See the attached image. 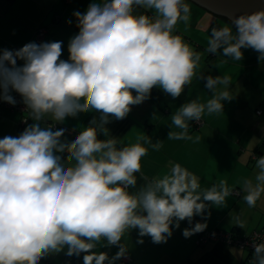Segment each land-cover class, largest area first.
<instances>
[{
  "label": "clouds",
  "instance_id": "1",
  "mask_svg": "<svg viewBox=\"0 0 264 264\" xmlns=\"http://www.w3.org/2000/svg\"><path fill=\"white\" fill-rule=\"evenodd\" d=\"M72 15L78 32L68 41L67 60L61 59L63 41L0 48V101L15 106L18 94L33 121L18 136L0 138V264H39L65 248L68 256L83 253V264H116L128 251L125 234L137 230L138 243L145 236L167 243L187 220L182 235L190 238L207 228L210 207L224 205L230 195L224 181L201 189L179 165L130 191L146 145L158 150L161 141L141 134L123 144L106 127L112 118H126L154 87L175 99L191 85L202 54L175 31L178 22L190 20L186 0H92ZM249 48L264 61V8L213 27L206 51L241 61ZM200 79L211 98L181 105L171 115L181 131L171 130L168 139H191L189 121L223 113L224 102L233 99L230 76ZM93 111L99 115L71 141L66 128H55ZM49 119L52 126H46ZM256 167L257 183L245 184L249 207L264 193V156ZM196 216L204 222L193 224ZM98 245L119 250L109 257L95 251ZM253 250V264H264V244Z\"/></svg>",
  "mask_w": 264,
  "mask_h": 264
},
{
  "label": "crops",
  "instance_id": "2",
  "mask_svg": "<svg viewBox=\"0 0 264 264\" xmlns=\"http://www.w3.org/2000/svg\"><path fill=\"white\" fill-rule=\"evenodd\" d=\"M91 2L0 0V48L19 49L33 41H63L61 59L67 60L68 41L78 32L72 13L77 10L83 12ZM68 20H72V23H67ZM39 26L47 27L40 42L33 37ZM181 36L202 54L200 67L191 85L186 86L180 97L175 99L159 87H154L150 97L139 105H133L126 118H112L106 125L110 135L119 138L123 144L137 142L141 134L151 137L152 143L161 141L158 150L146 145L148 152L141 160V171L135 174L136 188L130 191L138 190L153 179L170 175L172 169L179 165L198 178L201 189L218 185L221 181L229 189L230 195L225 198L224 205L210 207L211 217L207 220L206 229L221 228L236 234L264 229V193L255 207H249L243 198L246 195V182L251 181L253 185L257 183L259 169L256 162L260 156H264L261 153L264 149V61H260L259 54L254 52L244 53L241 61L225 58L219 53L211 55L206 51L208 46L198 37ZM209 74L231 77L229 91L233 99L224 102L223 113L209 115L205 112L200 126L194 128V121H189L188 135L191 139H168L171 130L181 131L172 125L171 120V115L181 105L190 100L206 103L211 98V91L205 87L206 81L200 79ZM218 90H223V86H218ZM258 109L260 112H257ZM94 115L99 114L93 111L80 113L76 118H66L61 124L69 129L65 133L66 139L73 140ZM20 122L19 112L0 106V138L18 136L33 121ZM52 123L54 121L49 119L46 126H52ZM197 137L200 139L197 140ZM100 138L103 139V136ZM235 189L238 191L236 195ZM196 217L199 222H204L200 216ZM186 227H189L187 220L182 221L180 228L173 230L167 243L162 244L153 243L148 236L142 238V244L138 243V232L132 230L124 237L127 254L116 264H245V250L220 240L196 245L198 233L185 238L182 231ZM118 250L115 246L100 245L95 249L97 252H106L109 257ZM66 252L67 248L58 254H50L42 258L39 264H83V253L80 256H68Z\"/></svg>",
  "mask_w": 264,
  "mask_h": 264
},
{
  "label": "built area",
  "instance_id": "3",
  "mask_svg": "<svg viewBox=\"0 0 264 264\" xmlns=\"http://www.w3.org/2000/svg\"><path fill=\"white\" fill-rule=\"evenodd\" d=\"M47 32L46 27L44 26H40L34 37L36 41H42V39L44 38L45 34ZM15 99L17 100V104L15 106L10 105L6 102L0 101V105L1 106H6L9 107L11 109H15L20 111L21 113H23L24 115L22 116L21 122H24L27 119V116L29 115V113L26 111L25 105L21 102V97L16 94L13 93ZM257 112H260V109L257 110ZM202 121H195V124L197 126H199L201 124ZM206 236H204L205 240H208V238L211 239H219L228 243H236L238 245V247L246 249L247 251H249L252 256H248L245 258V262H247V264H251L252 260H254L255 258V253L253 250V245H258V244H264V231L261 229H254L252 230L248 235L246 236H240L237 237L235 239V237L230 234L229 232H217V230H212L211 232H206L205 233ZM125 257H122V259H124ZM122 261V260H121Z\"/></svg>",
  "mask_w": 264,
  "mask_h": 264
},
{
  "label": "rangeland",
  "instance_id": "4",
  "mask_svg": "<svg viewBox=\"0 0 264 264\" xmlns=\"http://www.w3.org/2000/svg\"><path fill=\"white\" fill-rule=\"evenodd\" d=\"M187 2V1H186ZM188 3V2H187ZM191 8L190 20L187 24L183 21L176 25V33L179 35H189L193 38L198 37L208 46L211 29L213 27L230 26V22L208 13L206 10L188 3ZM203 37V38H202ZM243 53H257L253 49H242Z\"/></svg>",
  "mask_w": 264,
  "mask_h": 264
},
{
  "label": "water",
  "instance_id": "5",
  "mask_svg": "<svg viewBox=\"0 0 264 264\" xmlns=\"http://www.w3.org/2000/svg\"><path fill=\"white\" fill-rule=\"evenodd\" d=\"M194 1V0H192ZM197 3H205L212 7L213 9H216L220 13H224L227 11V13L231 16L240 15L241 13H244V11H255L259 8H264V0H195ZM189 2H191L189 0ZM192 4L196 5L195 3L191 2ZM198 6V5H196ZM200 7V6H198ZM202 8V7H200ZM204 9V8H202ZM206 10V9H204ZM207 11V10H206ZM233 11L235 13L233 14ZM209 12V11H208ZM212 13V12H210ZM214 14V13H212ZM215 15V14H214ZM217 16V15H216ZM220 17V16H218ZM222 18V17H220ZM223 19V18H222ZM231 23L228 19H224ZM264 153V149H262V152Z\"/></svg>",
  "mask_w": 264,
  "mask_h": 264
},
{
  "label": "trees",
  "instance_id": "6",
  "mask_svg": "<svg viewBox=\"0 0 264 264\" xmlns=\"http://www.w3.org/2000/svg\"><path fill=\"white\" fill-rule=\"evenodd\" d=\"M40 27V26H39ZM39 27H37L36 29H35V33H36V31H37V29L39 28ZM44 27H46V26H44ZM46 29H47V27H46ZM35 33L33 34V37H34V35H35ZM18 49V48H17ZM1 106V105H0ZM4 107V106H3ZM5 108H7V109H9V110H12V111H17V112H19L20 114H21V119H22V116L24 115L23 113H25V112H23V113H21L20 111H18V110H15V109H11V108H9V107H6L5 106ZM25 114H27V113H25ZM28 120H30L29 119V115L27 116V119L24 121V122H20L21 124H23V123H25L26 121H28ZM53 124V123H52ZM51 124V125H52ZM200 126V125H199ZM55 127H57V128H60V127H62V125L61 124H56L55 125ZM194 128L195 127H198L196 124H195V121H194V126H193ZM64 128H66L65 126H64ZM67 129V128H66ZM67 130H69V129H67ZM70 132V131H69ZM234 192H235V195H236V193L238 192L236 189L234 190ZM197 218V217H196ZM193 221H199V218H197V219H193ZM212 230H217V232H221V231H223V232H229L230 234H232L234 237H235V239L237 238V237H240V236H246V235H248L250 232H247V233H245V234H236V233H234L233 231H230V230H223V229H221V228H210V229H205L203 232H200V233H198V235L196 236V238H195V243H196V245H201V244H204L205 242H207V241H211V240H218L219 241V239H211V238H208V240H205L204 239V236H206L205 235V233L206 232H211ZM254 230V229H253ZM261 230H263L264 231V229H261ZM220 241H222V240H220ZM222 242H225V241H222ZM225 243H228V242H225ZM228 244H233V245H235V246H238L236 243H228ZM241 249H243V248H241ZM243 250H245L246 251V254H245V257H244V263L245 264H247V262H245V258L246 257H248V256H252V254L249 252V251H247L246 249H243ZM253 261L254 260H252V262H251V264H253Z\"/></svg>",
  "mask_w": 264,
  "mask_h": 264
},
{
  "label": "flooded vegetation",
  "instance_id": "7",
  "mask_svg": "<svg viewBox=\"0 0 264 264\" xmlns=\"http://www.w3.org/2000/svg\"><path fill=\"white\" fill-rule=\"evenodd\" d=\"M187 1H189V0H187ZM190 1L193 2V3H195L196 5H198V6L202 7V8H204V9H206L207 11L212 12V13H214L215 15L222 17L223 19H228L229 21H231V18L233 17V16L229 15V14L227 13V11L224 12V13H220V12H218L216 9H213L212 7H210L209 5H207V4H205V3H199V2L197 3L195 0H194V1L190 0ZM244 12H249V11H244ZM234 13H235V11H233V14H234ZM234 15H235V14H234Z\"/></svg>",
  "mask_w": 264,
  "mask_h": 264
}]
</instances>
